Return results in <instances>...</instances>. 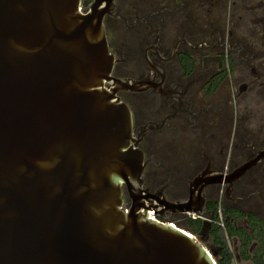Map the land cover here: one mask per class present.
<instances>
[{"label":"water","instance_id":"water-1","mask_svg":"<svg viewBox=\"0 0 264 264\" xmlns=\"http://www.w3.org/2000/svg\"><path fill=\"white\" fill-rule=\"evenodd\" d=\"M80 6L0 0V264H215L140 200L132 114L105 86L101 16ZM195 203L166 206L202 215Z\"/></svg>","mask_w":264,"mask_h":264},{"label":"flooded vegetation","instance_id":"flooded-vegetation-1","mask_svg":"<svg viewBox=\"0 0 264 264\" xmlns=\"http://www.w3.org/2000/svg\"><path fill=\"white\" fill-rule=\"evenodd\" d=\"M80 7L102 19L113 58L105 86L132 114L133 146L146 164L144 206L166 222L187 215L166 204L203 203L205 222L218 206L223 227L249 234L248 260L242 236L229 242L234 264L264 260L256 234L264 230V0H81ZM123 197L130 210L126 186Z\"/></svg>","mask_w":264,"mask_h":264},{"label":"trees","instance_id":"trees-1","mask_svg":"<svg viewBox=\"0 0 264 264\" xmlns=\"http://www.w3.org/2000/svg\"><path fill=\"white\" fill-rule=\"evenodd\" d=\"M210 220V228L206 230L205 221L200 218L197 220L188 218V219H179L177 220L178 225L186 231L192 232L195 236H201L204 231L213 239L214 248L213 250L217 257V264H234V253L230 248L229 242L233 237L242 236V240L245 241V247L242 249V256L248 260L250 258L249 251L247 249L250 243L248 242L249 234L244 231H240L234 228L229 222H225V227L221 226L220 218L218 214V206H215V214L208 218ZM256 234L259 236L258 239L264 245V230H256ZM245 237V239H244ZM259 257L263 256L261 252L257 254ZM257 263V261H256ZM258 264H264V260L261 257Z\"/></svg>","mask_w":264,"mask_h":264},{"label":"rangeland","instance_id":"rangeland-1","mask_svg":"<svg viewBox=\"0 0 264 264\" xmlns=\"http://www.w3.org/2000/svg\"><path fill=\"white\" fill-rule=\"evenodd\" d=\"M126 208H127V206H126ZM182 217H183L182 219H184V220L189 218L187 215H184V216H182ZM202 219H203V218H202ZM165 223H167V222L165 221ZM171 223H175V225L177 226V228H181V227L178 225L177 221L172 220ZM206 223H210V220L206 221ZM181 229H183V228H181ZM187 232H189V231H187ZM189 233H190L191 235H194L192 232H189ZM196 237H197L198 241H201L202 245H203L204 247H206L207 250H209L210 255H214L215 258L213 257V260L217 263V257H216V255H215L216 251H215V253L213 252V250H216V249L214 248L213 239L208 235V233H207L206 231H204L203 234H202L200 237L197 236V235H196ZM231 246H232V243H231ZM239 264H240V263H239Z\"/></svg>","mask_w":264,"mask_h":264},{"label":"built area","instance_id":"built-area-1","mask_svg":"<svg viewBox=\"0 0 264 264\" xmlns=\"http://www.w3.org/2000/svg\"><path fill=\"white\" fill-rule=\"evenodd\" d=\"M82 10V8L80 7V11ZM123 209L125 210V211H128V208H126V207H123ZM187 216L189 217V218H191V219H194V220H197V219H200V218H202V216L201 215H199V214H195V213H187ZM150 217H151V219L153 220V221H155V222H157V223H159V224H170L171 226H173V227H177L176 225H175V223H171V222H167V223H165V221H163L162 219H160L157 215H155V216H153V212H151V214H150ZM221 226H224L223 225V221L220 219V223H219ZM189 233V232H188ZM190 234V233H189ZM191 236H193L194 238H195V240H197L198 241V239H197V237L195 236V235H191ZM215 264H217L216 262H215Z\"/></svg>","mask_w":264,"mask_h":264},{"label":"bare ground","instance_id":"bare-ground-1","mask_svg":"<svg viewBox=\"0 0 264 264\" xmlns=\"http://www.w3.org/2000/svg\"><path fill=\"white\" fill-rule=\"evenodd\" d=\"M191 236V234H189ZM193 237V236H192ZM194 238V237H193ZM195 239V238H194Z\"/></svg>","mask_w":264,"mask_h":264}]
</instances>
